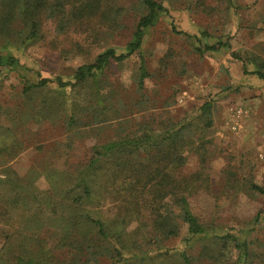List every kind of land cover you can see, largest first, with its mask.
<instances>
[{
  "label": "trees",
  "instance_id": "obj_1",
  "mask_svg": "<svg viewBox=\"0 0 264 264\" xmlns=\"http://www.w3.org/2000/svg\"><path fill=\"white\" fill-rule=\"evenodd\" d=\"M133 1L140 4V12L129 42L120 50L107 47L65 79L35 70L21 56L20 51L42 36V19H54L58 34H67L70 26L98 13L114 27H122L125 6L114 3L105 11L102 5L109 6L112 1L0 0V71L14 75L22 84V107L11 115L15 128L23 120L34 119L62 129L66 134L64 146H73L81 136L95 141L89 159L72 169L42 172L44 166H34L20 175L6 164L21 153L24 143L15 136V128L3 131L0 122V222L11 225L9 220L19 212L14 230L1 228L0 264H134L135 260L147 264L152 258L151 247L146 248L150 237L160 241L177 236L182 226L186 227L181 241L184 247L165 246L159 254L172 257V263L164 260L167 264H196L200 257L212 259L215 264H249L252 254L262 251L261 245L264 248V239L257 232L264 211L258 212L246 227L218 230L204 224L189 200L198 187L197 181L192 183L193 174L181 173L186 151L196 149L204 162L209 159L206 145L211 140L206 133L214 127L216 104L239 91V85H223L220 92L177 120H158L150 113L158 109V100L148 96L146 87V80L153 76L143 53L146 33L161 18H168L172 31L194 39L198 51H221L229 47L227 41L218 39L202 46L198 34L177 28L171 13L178 5L203 11L214 8H207L208 0ZM227 1L236 13L235 0ZM204 34L209 35L207 31ZM134 55L140 59L133 78L134 94L126 95L115 86L108 87L110 84L103 93L105 71L112 64L123 66ZM232 56L243 63L246 75L264 80L262 54L244 56L233 51ZM249 63L254 65L251 70ZM2 85L0 80V88ZM11 112L12 108L0 104V117ZM142 112L146 117L138 120L136 116ZM41 173L49 181L47 189L37 184ZM252 188L264 193V187L252 184ZM109 203L115 212L106 218L101 211ZM131 207L139 218L146 210L150 215L128 238ZM42 222L51 227L42 224L40 231L31 229ZM147 226L155 236L143 234ZM199 244L202 248L195 256L190 251ZM226 250L237 255L227 263L218 260Z\"/></svg>",
  "mask_w": 264,
  "mask_h": 264
},
{
  "label": "rangeland",
  "instance_id": "obj_2",
  "mask_svg": "<svg viewBox=\"0 0 264 264\" xmlns=\"http://www.w3.org/2000/svg\"><path fill=\"white\" fill-rule=\"evenodd\" d=\"M110 1L111 5L103 4L102 9L110 10L115 4H122L126 8L122 27H114L113 23L98 13L89 20L70 26L67 34H58L54 19L44 17L42 36L20 51L23 60L46 75H61L69 79L77 66L93 61L107 47L122 49L132 38L140 4L133 0ZM235 2L238 6L236 13L227 0H208L207 8H214L208 11L189 9L184 5L171 9L177 28L198 34L202 46L207 42L213 44L218 39L227 41L229 47L221 51H198V44L194 39L172 31L168 18H161L151 27L143 43L146 63L153 73L146 80L148 96L158 100V109L150 113L156 115L158 120H166L168 117L176 120L183 118L194 106L220 92L223 85L240 87L239 91L216 104L214 127L206 133V137L211 140L206 145L209 159L204 162L200 151L188 150L185 152L187 161L181 171L183 175L193 174L192 183L197 181V189L189 196L194 213L204 224L216 226L218 230L246 227L258 212L264 211V193L252 188V184L264 187V80H259L252 74L246 75L243 63L232 56L233 51L244 56L252 53L264 56V0ZM111 15L114 16L112 13ZM206 31L209 35L204 34ZM139 60V56L134 55L123 66L112 64L105 71L104 78L107 82L103 86V93L110 84L108 87L115 86L126 95H133V78ZM253 68L254 65L249 63V69ZM0 80H3L0 104L12 108L11 114L6 113L0 117V122H3L1 128L3 131L6 128L12 130L15 126L11 115L22 107V84L14 75L1 71ZM240 106L247 111L244 116L236 114L235 108ZM248 112L250 116L247 115ZM145 117V112L136 116L138 120ZM35 121L23 120L15 128L14 134L24 143V149L6 165L12 166L20 175L26 174L34 166H44V170H40L42 172L66 171L89 159L90 147L95 142L92 138L81 136L76 138L73 146L67 147L62 141L66 138L62 129L54 128L45 121ZM233 122L238 124L236 128ZM85 129L89 130L87 127ZM89 133L92 134L90 130ZM2 168L0 166V170ZM37 184L40 189H47L50 185L42 173ZM113 209L115 207L109 203L102 207L101 212L108 218L114 215ZM130 211L126 232L128 238L150 215L146 210L142 213L143 217L139 218L132 207ZM123 212L125 213V209ZM13 215L9 220L11 225L0 222V231L1 228L12 231L18 226L16 221L19 212H14ZM42 224L47 229L51 227L50 224L42 222L31 229L40 231ZM257 228L259 237L264 239V220ZM185 231L186 227L182 226L179 235L155 241L156 236L147 226L143 234L155 236V239L150 237L146 246L152 250V258L147 264H167L165 259L172 263V257L159 254L166 247L183 248L181 241ZM137 237L143 241L142 236ZM2 243L3 240L0 239V247ZM201 248V244L196 245L190 252L198 256ZM259 249L262 251L254 252L249 264H264L263 245ZM236 256L235 251L226 250L218 260L227 263ZM214 262L212 259L200 257L196 264H215ZM133 263L141 264L139 260Z\"/></svg>",
  "mask_w": 264,
  "mask_h": 264
},
{
  "label": "built area",
  "instance_id": "obj_3",
  "mask_svg": "<svg viewBox=\"0 0 264 264\" xmlns=\"http://www.w3.org/2000/svg\"><path fill=\"white\" fill-rule=\"evenodd\" d=\"M235 110H236V114L238 115V116H244L245 115V112H247V111H245L244 110V108L242 107V106H240V107H238V109H237V107L235 108ZM233 124H234V127L236 128L237 127V125L238 124H235L234 122H233Z\"/></svg>",
  "mask_w": 264,
  "mask_h": 264
},
{
  "label": "crops",
  "instance_id": "obj_4",
  "mask_svg": "<svg viewBox=\"0 0 264 264\" xmlns=\"http://www.w3.org/2000/svg\"><path fill=\"white\" fill-rule=\"evenodd\" d=\"M247 115H249V116H250V113L248 112V113H247Z\"/></svg>",
  "mask_w": 264,
  "mask_h": 264
}]
</instances>
